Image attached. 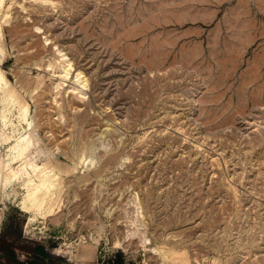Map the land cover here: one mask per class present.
Segmentation results:
<instances>
[{"label": "rangeland", "instance_id": "rangeland-1", "mask_svg": "<svg viewBox=\"0 0 264 264\" xmlns=\"http://www.w3.org/2000/svg\"><path fill=\"white\" fill-rule=\"evenodd\" d=\"M0 31L59 176L47 214L0 186V264H264V0H3Z\"/></svg>", "mask_w": 264, "mask_h": 264}, {"label": "bare ground", "instance_id": "bare-ground-1", "mask_svg": "<svg viewBox=\"0 0 264 264\" xmlns=\"http://www.w3.org/2000/svg\"><path fill=\"white\" fill-rule=\"evenodd\" d=\"M2 1L3 0H0V4H2ZM0 37H1V31H0ZM2 51L3 50L0 45V63L2 59V55H1ZM69 63L71 62L68 61V64ZM68 70H66L64 77H66L65 75L69 73ZM3 71L4 70L0 69V149L2 147L5 148L6 160L4 162H0V174L2 171H4V169L5 170L9 169V170L7 172L4 171L5 174H3L4 176L3 178H1L2 180L0 179V186H2V188H6L8 185L12 184L13 182H18L19 185L25 190L24 198L21 202V209L26 212L38 210L44 204H48L46 207H49L50 201L51 199H53L52 198L53 194L51 192V189L57 184L55 180L59 176L56 175L55 178L54 173L53 174L50 173L52 169L49 170L50 168L49 165H51V163L50 164L48 163L49 165H47L46 160H45L46 162L45 161H41L40 163L37 162L38 161L37 159L38 158L40 159L41 155L39 153V149L35 151L33 150L32 145L34 142L31 140L32 139L31 135L29 136L30 125H31L29 121V106H28L29 104H25V103L21 104L16 114H14L10 106L13 104L17 105V103L14 102H18L17 96L19 95L20 97V94H18L19 92H16L14 87L9 83ZM81 74H82L81 71H76L75 77L78 79H82L80 80L81 83L83 82V85L86 86L87 80L84 79V75ZM20 101L21 100H19V102ZM14 115H15V119L13 118ZM8 127H10L9 132L6 131ZM41 151H44V149L43 150L41 149ZM43 156H47V155H43ZM0 160L2 161V159ZM14 164L17 165L14 166ZM52 166H54V164ZM67 169L69 170V168ZM58 189L59 188H57V191L59 192ZM55 193L57 194L56 190ZM56 197H58V194ZM52 206L54 207V205ZM46 207H44V209H46ZM51 207L47 208L49 210L45 212L46 214L48 213V211H50ZM49 213H51V211ZM154 249H152V251H154ZM176 257L174 255V258Z\"/></svg>", "mask_w": 264, "mask_h": 264}, {"label": "trees", "instance_id": "trees-1", "mask_svg": "<svg viewBox=\"0 0 264 264\" xmlns=\"http://www.w3.org/2000/svg\"><path fill=\"white\" fill-rule=\"evenodd\" d=\"M11 247H12L11 244H7V245L5 244V246H3V250L6 253L9 261L16 262L17 264H30L31 263V262H22V261L17 260L15 257V252L13 248ZM26 251H29V250H26ZM38 253L42 255L46 254L45 250L41 246L38 247Z\"/></svg>", "mask_w": 264, "mask_h": 264}]
</instances>
